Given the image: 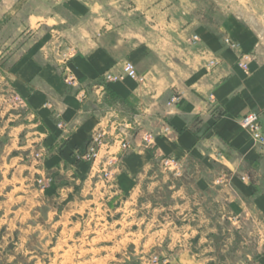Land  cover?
<instances>
[{"label":"crops","instance_id":"crops-1","mask_svg":"<svg viewBox=\"0 0 264 264\" xmlns=\"http://www.w3.org/2000/svg\"><path fill=\"white\" fill-rule=\"evenodd\" d=\"M132 1L123 20L86 31L84 0L60 1L65 15L53 8L26 13L23 0H0V201L28 189L36 203L39 171L50 178L45 192L69 190L76 179L97 185L105 172L122 192L145 193L154 187L143 181L155 164L171 157L181 168L157 185L175 212L168 236L177 250L164 264H264V146L240 124L255 111L264 126L258 32L227 7L212 24L183 18L182 0ZM55 19L62 25L48 36L69 27L77 33L69 61L43 49L50 37H37L42 23ZM13 21L23 30L11 37ZM225 35L237 48L224 45ZM241 52L258 53L247 70L237 65ZM126 61L136 78L101 83L105 71L118 72ZM133 115L131 147L123 150L114 127ZM100 129L108 137L98 159L83 160ZM35 150L43 154L40 169Z\"/></svg>","mask_w":264,"mask_h":264},{"label":"rangeland","instance_id":"rangeland-1","mask_svg":"<svg viewBox=\"0 0 264 264\" xmlns=\"http://www.w3.org/2000/svg\"><path fill=\"white\" fill-rule=\"evenodd\" d=\"M60 1L63 0H23L22 5L26 13L33 10L45 13L53 8L54 12L65 15ZM84 1L86 11L82 22L86 31L123 20L126 10L136 3L132 0ZM195 2L196 13L188 15ZM225 7L239 13L256 29L257 52L264 57V0H182L181 9L183 18L216 24ZM46 22L40 26L38 38H45L49 29L62 25L58 19ZM17 28L23 30L13 21L9 26L11 37ZM66 30L64 36L49 31L50 39L43 47L60 61H69L77 50L73 40L77 38L76 31L73 27ZM22 36L21 41L25 39ZM196 39L194 35L192 40ZM222 41L226 47L237 48L229 35ZM257 52L241 53L255 55L257 59ZM32 157L40 169L43 154L35 150ZM180 168L175 159L162 158L150 177L143 181L154 187L145 193L139 188L129 194L122 192L105 172L96 176L100 182L97 185L85 186L76 179L68 185L69 190L45 192L50 178L39 171L35 181L36 203L30 200L28 189L0 201V264H164L177 250L168 236L174 231L175 212L172 207L168 208L172 204L169 192L165 186L160 191L157 185L172 182Z\"/></svg>","mask_w":264,"mask_h":264},{"label":"built area","instance_id":"built-area-1","mask_svg":"<svg viewBox=\"0 0 264 264\" xmlns=\"http://www.w3.org/2000/svg\"><path fill=\"white\" fill-rule=\"evenodd\" d=\"M255 55L249 53H241L238 58V65L244 70L248 69V65L250 61L255 60ZM122 76H127L130 78H136L137 73L135 71L132 63L126 61L123 63L120 72H106L102 74L100 81L105 84L110 81H116L121 79ZM67 81L72 83L73 77L70 76L67 78ZM179 97H172L171 102L177 103ZM264 101V100H263ZM137 124V117L133 115V117L128 121H123L118 123L114 127V133L112 138L120 145L123 150H127L131 147L130 139L132 137V131L136 129L135 125ZM240 124L244 127L252 139L257 142L260 146H264V126L259 120V115L255 111H251L240 118ZM108 137L107 130L100 129L95 131L90 135L89 141L86 146V150L82 154V159L85 161L95 160L98 153L99 148L106 143V138ZM149 134L144 135V142H149ZM168 162L170 160H167Z\"/></svg>","mask_w":264,"mask_h":264}]
</instances>
